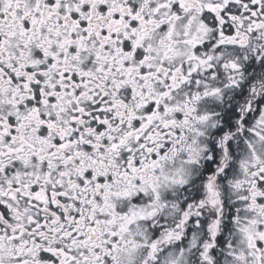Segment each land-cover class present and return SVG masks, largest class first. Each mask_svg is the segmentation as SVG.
Segmentation results:
<instances>
[{
    "label": "snow or ice",
    "instance_id": "obj_1",
    "mask_svg": "<svg viewBox=\"0 0 264 264\" xmlns=\"http://www.w3.org/2000/svg\"><path fill=\"white\" fill-rule=\"evenodd\" d=\"M0 264H264V0H0Z\"/></svg>",
    "mask_w": 264,
    "mask_h": 264
}]
</instances>
